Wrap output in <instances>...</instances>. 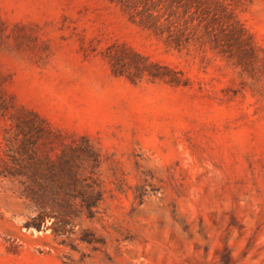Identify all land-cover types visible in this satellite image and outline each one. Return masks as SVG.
<instances>
[{"label":"rangeland","instance_id":"rangeland-1","mask_svg":"<svg viewBox=\"0 0 264 264\" xmlns=\"http://www.w3.org/2000/svg\"><path fill=\"white\" fill-rule=\"evenodd\" d=\"M22 109L105 198L63 244L0 173V264H264V0H0V170Z\"/></svg>","mask_w":264,"mask_h":264},{"label":"trees","instance_id":"trees-1","mask_svg":"<svg viewBox=\"0 0 264 264\" xmlns=\"http://www.w3.org/2000/svg\"><path fill=\"white\" fill-rule=\"evenodd\" d=\"M9 118L4 136L8 158L0 173L18 178L29 210L25 226L39 229L45 224L63 244L92 241L85 227L78 233L75 227L77 219L92 218L105 198L101 148L81 136L62 142L52 155L40 148L48 146L52 131L37 113L22 109Z\"/></svg>","mask_w":264,"mask_h":264}]
</instances>
